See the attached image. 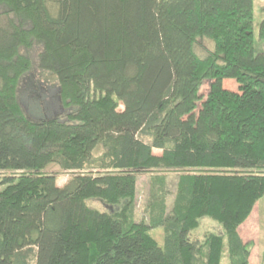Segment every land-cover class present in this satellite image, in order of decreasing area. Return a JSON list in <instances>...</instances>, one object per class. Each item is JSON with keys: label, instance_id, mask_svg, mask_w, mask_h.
Wrapping results in <instances>:
<instances>
[{"label": "trees", "instance_id": "obj_1", "mask_svg": "<svg viewBox=\"0 0 264 264\" xmlns=\"http://www.w3.org/2000/svg\"><path fill=\"white\" fill-rule=\"evenodd\" d=\"M199 38L214 43L205 58ZM36 45L58 81L38 87L61 105L40 118L19 94ZM52 165L73 174L63 187ZM3 171L0 264H222L226 247L229 264H250L238 229L264 197L254 0H0ZM160 171L180 173L174 205L155 176L137 222L138 175ZM204 218L225 236L191 239Z\"/></svg>", "mask_w": 264, "mask_h": 264}, {"label": "rangeland", "instance_id": "obj_2", "mask_svg": "<svg viewBox=\"0 0 264 264\" xmlns=\"http://www.w3.org/2000/svg\"><path fill=\"white\" fill-rule=\"evenodd\" d=\"M264 20V0H254V33H255V54H259L264 51V41L259 37V28L261 22ZM214 50V43L207 38H199L195 44L194 51L202 58L208 56V54ZM41 52L39 46H35L30 52V58L32 59V70L22 81V88L20 89V97L23 104L28 109L29 113L35 117L40 118L42 115L50 113L52 110L55 114L61 112L59 101H55L53 106L52 98L43 90L39 89V85H45L49 89H55L58 81L55 74L49 71L41 70L39 68L38 57ZM210 81H205L201 94L206 97L210 90ZM225 88L230 91H238L239 85L235 80L225 81ZM156 155H161L162 151L155 150ZM1 174H12V171H3ZM44 173L53 174L57 177L58 185L63 187L73 176L72 173L62 171L58 166L52 165L48 167ZM155 176H163L166 178V189L168 191L167 203L168 210L170 211L174 205L177 184L180 177V173L177 171H160V172H143L138 175L137 183V195H136V214L135 218L137 222L148 221L149 219V202L151 200V181ZM87 205L100 212L109 213L113 210L119 209L118 207L111 208L98 200H90ZM260 207L262 208V237L264 241V197L260 200ZM207 234L224 235L225 231L223 227L216 221L208 218L200 220V226L192 232L191 239L201 240ZM151 235L157 240V242L164 246V230L163 228H157L151 231ZM222 264H229L227 247L224 251V258ZM264 264V262H263Z\"/></svg>", "mask_w": 264, "mask_h": 264}, {"label": "crops", "instance_id": "obj_3", "mask_svg": "<svg viewBox=\"0 0 264 264\" xmlns=\"http://www.w3.org/2000/svg\"><path fill=\"white\" fill-rule=\"evenodd\" d=\"M262 208L260 201L255 206L251 216L238 229V233L245 244H252L249 263L263 264L264 262V241L262 237Z\"/></svg>", "mask_w": 264, "mask_h": 264}]
</instances>
